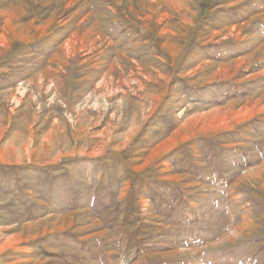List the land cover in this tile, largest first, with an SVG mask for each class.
<instances>
[{
    "label": "rangeland",
    "instance_id": "1",
    "mask_svg": "<svg viewBox=\"0 0 264 264\" xmlns=\"http://www.w3.org/2000/svg\"><path fill=\"white\" fill-rule=\"evenodd\" d=\"M49 130L0 264H264V0H0V156Z\"/></svg>",
    "mask_w": 264,
    "mask_h": 264
},
{
    "label": "crops",
    "instance_id": "2",
    "mask_svg": "<svg viewBox=\"0 0 264 264\" xmlns=\"http://www.w3.org/2000/svg\"><path fill=\"white\" fill-rule=\"evenodd\" d=\"M50 69V68H49ZM47 71H45L46 73ZM39 136H43L42 139H41V143L39 144V148L40 149H31L29 150L28 148L25 150V151H19L14 147H17L18 143H17V137L13 138L11 137V139H9V142L7 143L6 145V149H3L2 152H1V156H0V162L2 163H6V164H20L19 162H22L21 161H18L19 157H18V154H22V155H25L26 154V159L28 160L27 162H30L29 160L30 159H34V154L36 152L38 153H43V154H51L53 151H52V147H54V145L57 144H60L61 143V140H60V137L58 139H56V137H53L51 135V131L49 130L47 133L45 134H39ZM39 136H36L35 132L32 134V142L30 143V138L29 137H26V140L22 141V144H23V148L25 147H29V145H34L35 142H36V138ZM4 136H1V140H3ZM22 148V147H21ZM19 152V153H18ZM23 158V156H22Z\"/></svg>",
    "mask_w": 264,
    "mask_h": 264
},
{
    "label": "trees",
    "instance_id": "3",
    "mask_svg": "<svg viewBox=\"0 0 264 264\" xmlns=\"http://www.w3.org/2000/svg\"><path fill=\"white\" fill-rule=\"evenodd\" d=\"M71 202H74V201H70V202H68V205L71 206V207H73V205H71ZM89 204H90V206H91L92 208H94V206H95V204H96V203H95V200L92 201V199H90ZM71 207H70V208H71Z\"/></svg>",
    "mask_w": 264,
    "mask_h": 264
}]
</instances>
